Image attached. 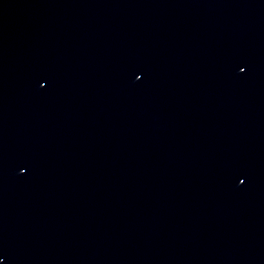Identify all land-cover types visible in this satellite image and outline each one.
<instances>
[{"label": "water", "instance_id": "water-1", "mask_svg": "<svg viewBox=\"0 0 264 264\" xmlns=\"http://www.w3.org/2000/svg\"><path fill=\"white\" fill-rule=\"evenodd\" d=\"M0 264H264V0H0Z\"/></svg>", "mask_w": 264, "mask_h": 264}]
</instances>
